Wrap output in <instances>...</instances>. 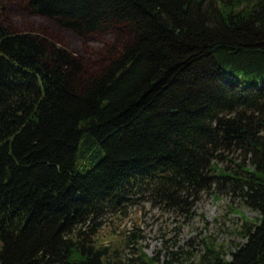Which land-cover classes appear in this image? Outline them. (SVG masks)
I'll return each instance as SVG.
<instances>
[{"label": "trees", "instance_id": "trees-1", "mask_svg": "<svg viewBox=\"0 0 264 264\" xmlns=\"http://www.w3.org/2000/svg\"><path fill=\"white\" fill-rule=\"evenodd\" d=\"M12 4L114 41L88 61ZM203 192L257 214L189 264H264V0H0V264H155L97 219Z\"/></svg>", "mask_w": 264, "mask_h": 264}, {"label": "rangeland", "instance_id": "rangeland-1", "mask_svg": "<svg viewBox=\"0 0 264 264\" xmlns=\"http://www.w3.org/2000/svg\"><path fill=\"white\" fill-rule=\"evenodd\" d=\"M11 6L16 10L12 11L16 26L47 29L59 44L88 61L114 41L113 33L80 39L40 18L29 17L17 4ZM256 214L226 193L215 199L213 194L203 192L191 205L175 208L137 197L126 207L107 208L97 219L100 226L94 239L116 250L123 261L135 258L141 250L153 258L155 264H189L197 260L205 242L224 249L229 258L235 244L243 241L240 235L243 218L250 219Z\"/></svg>", "mask_w": 264, "mask_h": 264}]
</instances>
